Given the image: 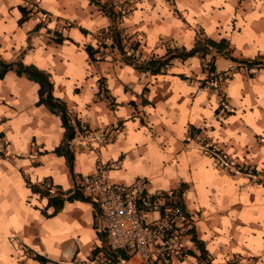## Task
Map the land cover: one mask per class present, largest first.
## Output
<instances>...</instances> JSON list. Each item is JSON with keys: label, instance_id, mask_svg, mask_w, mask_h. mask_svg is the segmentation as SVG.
Segmentation results:
<instances>
[{"label": "crops", "instance_id": "crops-1", "mask_svg": "<svg viewBox=\"0 0 264 264\" xmlns=\"http://www.w3.org/2000/svg\"><path fill=\"white\" fill-rule=\"evenodd\" d=\"M30 3L18 24L19 6ZM123 5L130 10L114 25L138 42L140 59L189 48L197 35L224 38L238 59L264 56V0H124ZM109 24L88 0H0V59H20L47 71L52 94L78 118L68 141L77 171L71 175L64 156L53 152L63 140L60 117L35 102L37 83L12 69L0 78V264H42L33 253L43 264H74L62 261L65 247L80 257L100 249L90 200H65L47 215L52 205L28 185L47 181L70 191L80 175L94 170L96 158L113 163L106 175L114 183L143 176L148 190L168 193L184 183L179 205L194 221L187 253L170 264H264V67L212 50L205 58L214 55L213 71L228 74L217 77L212 88L200 83L207 70L197 54L174 57L157 73L123 62L113 48L90 59L83 44L95 46ZM53 35L64 39L56 42ZM81 122L106 129L109 136L86 144ZM199 137L223 151L230 164L216 166ZM120 253L126 264H137L135 256Z\"/></svg>", "mask_w": 264, "mask_h": 264}, {"label": "built area", "instance_id": "built-area-1", "mask_svg": "<svg viewBox=\"0 0 264 264\" xmlns=\"http://www.w3.org/2000/svg\"><path fill=\"white\" fill-rule=\"evenodd\" d=\"M29 7L32 8L31 3ZM126 8L123 5L122 10ZM134 56H139L137 50ZM218 74L207 70L205 84L215 88L218 85L217 77L224 79L228 75L226 71ZM221 108L229 111L226 103H221ZM78 130L86 144L98 145L109 136L108 130L89 129L82 122ZM199 140L201 150L212 155L216 166L224 168L230 164L231 159L223 151L216 153L210 142L202 137ZM3 153L4 143L0 138V154ZM112 166L113 163L96 158L94 170L80 175L75 186L97 210L96 228L101 233L102 246L84 257H80L75 249L65 248L60 251L62 261L74 264H126L127 258L120 255L118 250L135 256L137 264H170L172 257L185 255L188 233L194 221L192 215L187 214L168 192L148 190L147 180L143 176H136L126 184L111 182L106 172ZM37 184L47 188L50 194L60 192L47 181Z\"/></svg>", "mask_w": 264, "mask_h": 264}, {"label": "trees", "instance_id": "trees-1", "mask_svg": "<svg viewBox=\"0 0 264 264\" xmlns=\"http://www.w3.org/2000/svg\"><path fill=\"white\" fill-rule=\"evenodd\" d=\"M88 1L90 3L95 4L98 9H100L104 14H106L110 18V24L106 27V29L102 30L100 37L101 39H97V44L95 46L91 45L90 43L83 44V48L90 59H95L96 53L100 54L98 55V57H103V55L101 54L103 52V49L106 47L107 50H111V48H113L115 49V51L120 53V58L123 62L132 65L139 71L157 73L163 72L166 66L171 62L174 57L184 59L188 56L197 54L201 57V68H206V70L208 71H213L214 55L210 54L208 58H205V55L213 50L214 52L223 54L229 57L230 59L242 63L243 65L253 66L256 68L264 67V56L257 55L256 57L248 60L235 58L234 56L229 54V50L225 47L226 41L224 38L214 40L204 35H197L194 39V43L189 48H185L183 46L174 47L163 57L153 58L152 55H149L140 59L139 56H134V51L137 50L138 42L132 40L130 38V35H127L121 29L117 28L114 25V20L116 18L120 17L122 13H126L130 10L128 8L122 10L124 0ZM116 6H118V8H115ZM30 9V7L25 8L23 5L19 6L21 15L17 19L18 24L24 20ZM38 26L39 24H36L34 27L37 28ZM81 30L85 32L83 28H81ZM53 34L56 33L53 31ZM52 38L56 42H61L64 39V37H61L60 35H53ZM106 39H108V42H105ZM102 40H104V42ZM8 69H12L15 71L16 74L23 75L26 78L36 82L38 86L37 99L35 102L37 104H43L50 112L59 115L61 125L63 127V140L61 144L53 148V152L64 156L71 175H74V172L77 171L74 168L73 153L68 147V141L74 136L75 127H77L78 125V118L76 117V114L68 109L65 102L61 98L52 94V80L50 74L47 71L36 67L32 63H23L20 59H16L14 61H5L3 59H0V78ZM205 79L206 78H204L200 83H205ZM194 131L195 128L190 127L188 130V135L192 136ZM213 151H215L216 153L219 152L215 148H213ZM236 169L239 171H248L251 173L255 172L253 168L248 169L246 166H239ZM28 185L32 191H35L39 195L46 197L47 205H52L53 209L50 213H46L47 215L56 212L65 200H89V198L84 195L79 188H74L70 191H60L58 193L50 194L47 188H42L39 186V184L28 183ZM184 188V183L180 182L178 186L175 189H172L168 194H173L175 197V201L180 204L179 199ZM192 238L196 246L200 250V256H204L205 251L203 250L201 242L193 236ZM95 251L96 247L92 248L89 254H92ZM117 252L122 255L120 253V250H118ZM32 256L37 258L42 264L44 263V260L40 257V255L33 253Z\"/></svg>", "mask_w": 264, "mask_h": 264}, {"label": "rangeland", "instance_id": "rangeland-1", "mask_svg": "<svg viewBox=\"0 0 264 264\" xmlns=\"http://www.w3.org/2000/svg\"><path fill=\"white\" fill-rule=\"evenodd\" d=\"M218 64H220V60H219V63H218ZM68 247H69L70 249H74V248H72L71 246H68ZM65 248H66V247H65ZM65 248H64V249H65ZM77 252H78V251H77Z\"/></svg>", "mask_w": 264, "mask_h": 264}]
</instances>
